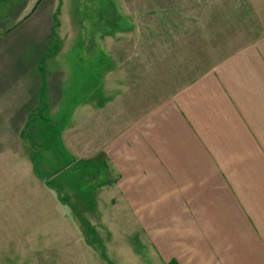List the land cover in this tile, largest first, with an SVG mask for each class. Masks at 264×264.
I'll return each mask as SVG.
<instances>
[{"label":"rangeland","instance_id":"1","mask_svg":"<svg viewBox=\"0 0 264 264\" xmlns=\"http://www.w3.org/2000/svg\"><path fill=\"white\" fill-rule=\"evenodd\" d=\"M0 7V23L10 25L11 33L20 23L53 20L46 36L52 38L49 48H43L45 33L30 34V40L12 48L13 80L2 82L12 86L4 89L14 93L10 101L21 112L15 123L25 115L28 124L17 133L19 145H0V154L14 152L8 164V181L13 178L14 184L0 190V264H151L133 212L122 216L118 205L103 206L96 193L103 154L91 155L85 142L70 150L63 133L79 127L86 134L85 104L105 90L109 66L112 85L133 89L131 100L135 86L148 91L155 74L158 96L165 97L167 74L171 80L192 78L263 35L264 0H10ZM10 41L18 43L15 37ZM49 68L61 77V88L56 102L45 107L41 81L50 76ZM0 119L1 124L4 115ZM112 123L110 132L117 128ZM23 154L29 156L32 174L16 157ZM33 174L60 192V202L76 217L72 224L61 217L50 191L32 188L37 186ZM83 220L93 229L92 248L79 242L77 225L87 237Z\"/></svg>","mask_w":264,"mask_h":264},{"label":"crops","instance_id":"2","mask_svg":"<svg viewBox=\"0 0 264 264\" xmlns=\"http://www.w3.org/2000/svg\"><path fill=\"white\" fill-rule=\"evenodd\" d=\"M15 27L11 33L10 25L0 23V99H8L0 102L1 146L19 145L17 133L28 124L25 115L15 123L21 112L10 101L14 93L5 90L12 86L2 83L13 80L8 68L12 48L40 32L45 33L43 48H49L52 38H46L53 20ZM14 37L18 43L10 41ZM108 68L105 90L85 104L86 134L79 127L63 133L70 150L85 142L91 155L103 154V176L96 183L103 206L118 205L122 216L133 212L151 264H264V33L192 78L171 80L167 74V96L161 98L156 74L148 91L135 86L131 100L133 89L127 91L125 83L112 85ZM55 74L49 68L50 76L41 81L47 91L45 107L59 97L61 77ZM27 98L32 106L31 93ZM110 122L117 124L111 132ZM6 152L0 154V190L8 191L14 184L13 178L8 181L14 152ZM16 157L31 173L29 156ZM33 180L37 186L31 187L50 191L61 217L72 224L76 217L60 202L55 186L38 175ZM76 227L79 242L92 248Z\"/></svg>","mask_w":264,"mask_h":264},{"label":"trees","instance_id":"3","mask_svg":"<svg viewBox=\"0 0 264 264\" xmlns=\"http://www.w3.org/2000/svg\"><path fill=\"white\" fill-rule=\"evenodd\" d=\"M0 1H6V0H0ZM55 20H56V19H55ZM83 223L86 224L85 226H86L87 240H88V242H89L90 244H93V241L91 242V239H90V237H91L90 234L92 233L93 229L91 228V225H90L87 221H84V220H83Z\"/></svg>","mask_w":264,"mask_h":264},{"label":"bare ground","instance_id":"4","mask_svg":"<svg viewBox=\"0 0 264 264\" xmlns=\"http://www.w3.org/2000/svg\"><path fill=\"white\" fill-rule=\"evenodd\" d=\"M86 225V224H85Z\"/></svg>","mask_w":264,"mask_h":264}]
</instances>
